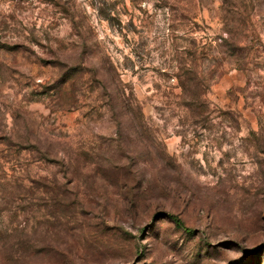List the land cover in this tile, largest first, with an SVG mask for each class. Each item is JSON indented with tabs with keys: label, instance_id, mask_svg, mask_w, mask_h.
Wrapping results in <instances>:
<instances>
[{
	"label": "rangeland",
	"instance_id": "374dc122",
	"mask_svg": "<svg viewBox=\"0 0 264 264\" xmlns=\"http://www.w3.org/2000/svg\"><path fill=\"white\" fill-rule=\"evenodd\" d=\"M0 264H264V0H0Z\"/></svg>",
	"mask_w": 264,
	"mask_h": 264
},
{
	"label": "trees",
	"instance_id": "16d2710c",
	"mask_svg": "<svg viewBox=\"0 0 264 264\" xmlns=\"http://www.w3.org/2000/svg\"><path fill=\"white\" fill-rule=\"evenodd\" d=\"M178 223V222H177Z\"/></svg>",
	"mask_w": 264,
	"mask_h": 264
}]
</instances>
